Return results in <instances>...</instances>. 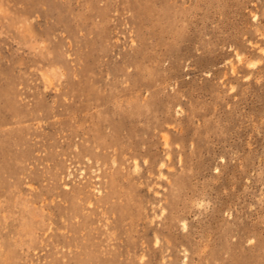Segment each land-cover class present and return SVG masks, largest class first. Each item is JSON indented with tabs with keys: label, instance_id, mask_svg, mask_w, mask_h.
I'll return each mask as SVG.
<instances>
[{
	"label": "rangeland",
	"instance_id": "obj_1",
	"mask_svg": "<svg viewBox=\"0 0 264 264\" xmlns=\"http://www.w3.org/2000/svg\"><path fill=\"white\" fill-rule=\"evenodd\" d=\"M81 146L114 206L82 231L133 222L134 264H264V0H0V264H61L25 209L58 218Z\"/></svg>",
	"mask_w": 264,
	"mask_h": 264
},
{
	"label": "bare ground",
	"instance_id": "obj_2",
	"mask_svg": "<svg viewBox=\"0 0 264 264\" xmlns=\"http://www.w3.org/2000/svg\"><path fill=\"white\" fill-rule=\"evenodd\" d=\"M162 140L164 143L165 151L167 153L166 158L168 159V152L170 150L168 136L164 134ZM95 147H98V145H96ZM144 149L145 153L147 154V148L145 147ZM112 153H115V150H113ZM98 155L100 156L99 152L94 148L88 149L85 146L79 147V150L74 153L76 159L72 160L71 162L78 161L77 165L80 169H82V171L80 173H75L73 168L70 166V163V165L67 167L65 176L62 177L63 180L61 179L64 187L63 190L59 191L58 193V196L60 197L59 202H56L53 205H49V208L53 210L52 214L58 216V218L48 215V222H46V218L44 217L43 213H41V211L38 212L36 210L37 207L34 206L33 203H30L29 205L27 203L26 206L28 205V208H26L25 211L28 214V218L23 221V225L30 227L31 233L34 232V229L36 227L40 228L44 225L47 226V230L52 229L56 230V232L58 233H61L58 237L54 236L53 233H50L44 238V240L46 241V245L53 249V253L57 257L56 261L59 260L61 264H71L73 260H77L81 255H88L85 250L87 247H90L93 251H99V255L95 256L96 259L94 258L95 264H119V262L123 259H129L130 261L128 264H134L135 261L139 263L147 262V260H145V254L143 255V253L140 252L142 248L139 244H136V242L130 243L125 240H123L124 243H121V241L114 242L115 240L122 239L121 234L123 231L128 232L136 230L133 222H130L128 226H126L123 230H121L122 228H120L117 224H110V231H103L99 229V227H94L93 235L91 232H85L79 228V226L86 225L87 221L90 222V225L94 224V222H98L100 220L99 216L103 214H105L106 216L114 210V206L113 204H111L112 201L110 199L103 200L99 197L92 199L91 196V193L93 191L101 192L100 188L103 187L102 182L100 181L99 174L93 176L92 174L89 176L87 175L88 173H91L89 169L93 166H96L95 164H97L98 166L101 165V163H98V161H93L91 159L92 156ZM135 156L136 153L130 152L129 157L131 158V162L133 163V169L130 171V176L136 175V171L139 174L143 172V170L138 168V163ZM82 158H84L83 161L85 160L84 162H86L87 164H79L80 162H82ZM113 160L114 162H112V160L109 162L110 168L113 172L110 175V197L120 192V188L117 186L119 184V180L114 175V173L118 172V170L121 168L119 157L115 156ZM145 161L147 160L145 159ZM145 164L146 166H144L143 169H145V167L154 168L150 160H148ZM166 165L167 163L161 160L159 164L160 172L158 173V177L165 178V175L164 173H162L161 169ZM76 174L78 175V181L81 184L76 185L74 183H71V185L69 186L70 183L67 180V175H73L72 178H74L75 176H77ZM92 177H95V179H92ZM129 184L134 187L135 182L130 179ZM84 209H86L88 214H84L81 212ZM162 209L164 210L163 206ZM69 211H72L74 215L68 216ZM93 215H96V218L89 219V217H92ZM104 222L107 223L108 220L106 219L104 220ZM67 232H69L70 234H67ZM77 233H79V235H77ZM154 235L156 236V234ZM90 239L98 240L88 242V240ZM155 244V247L160 246L157 239H155ZM153 251L156 252L157 247L153 248ZM3 257V254L0 253V260H2Z\"/></svg>",
	"mask_w": 264,
	"mask_h": 264
}]
</instances>
